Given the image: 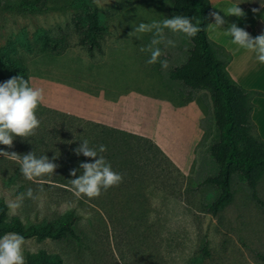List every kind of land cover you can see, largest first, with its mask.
<instances>
[{
	"label": "rangeland",
	"instance_id": "1",
	"mask_svg": "<svg viewBox=\"0 0 264 264\" xmlns=\"http://www.w3.org/2000/svg\"><path fill=\"white\" fill-rule=\"evenodd\" d=\"M72 1H49L45 9L32 11L24 0H0V83L12 78L8 69L12 62L27 72L34 88L49 82L89 94L104 92L107 100L120 105L97 109L101 117L155 141L181 165L185 181L180 194L159 192L151 186L144 192L148 203L145 216L137 222L131 218L122 221L120 216L100 213L88 202L84 206L61 199L59 193L47 188L59 186L50 181L30 180L27 189L20 191L25 177L19 164L0 156V204H19L9 207L10 220H18L26 228H42L50 223L59 226L74 209L81 217L77 224L80 245L64 240H25V263L27 254L46 250L59 254L65 264H264V212L251 199L244 181L237 175L233 178V202L216 216L204 212L212 197L209 186L198 194H183L190 185L215 175L211 147L217 135L212 113L205 114L196 102L184 108L169 102L176 96L171 92L169 73L187 61L192 38L165 30V39L175 42V47L159 45L160 60L168 62L165 69L158 63L148 64L150 53L140 50L150 43L152 33L142 34L140 39L129 37L133 21L138 25L172 18L178 3L91 0L99 10L101 24L108 28L103 54L91 55L78 44L74 29L77 10ZM61 35L68 36L70 47L57 55L47 40ZM51 99L55 100L54 94ZM56 100L68 107L77 105L69 96ZM36 116L40 124L34 135L15 137L12 147L0 144V150L21 156L30 152L37 157L47 155L56 164V142L42 139L53 115L39 106ZM49 177L54 179L55 173ZM29 189L31 196L27 195ZM257 190L264 201V177ZM205 245L209 257L204 254Z\"/></svg>",
	"mask_w": 264,
	"mask_h": 264
},
{
	"label": "trees",
	"instance_id": "2",
	"mask_svg": "<svg viewBox=\"0 0 264 264\" xmlns=\"http://www.w3.org/2000/svg\"><path fill=\"white\" fill-rule=\"evenodd\" d=\"M49 1L57 0H24V3L30 6L32 11H37L45 9ZM174 2L178 3L173 11L174 15L190 17L192 23L199 26L201 31L189 44L187 61L169 73L171 92L177 96L169 102L177 108L196 102L205 114L212 113L218 140L211 147L215 175L190 185L183 190V194H198L202 188L209 186L212 197L204 205V212L216 216L233 202L232 180L237 175L246 183L251 199L264 212V201L258 196L257 190V185L264 177V141L258 136L257 127L252 120L255 108L253 101L264 94L245 89L231 77L228 71L232 61L231 54L211 41L207 34L214 19L210 1ZM71 6L77 10L74 29L79 37L78 44L86 48L91 55L95 52L103 54L102 42L108 28L101 24L98 8L91 0H73ZM47 42L53 45L51 50L57 55L63 54L70 47L67 35ZM158 65L161 67L159 62ZM8 69L11 77L21 75L29 81L27 72L14 63H8ZM51 115L62 120L63 130L60 142L55 143V178L51 179L49 175H45L35 179L59 185L47 188L59 193L61 199L70 203L77 201L80 205L88 202L104 215L111 217L114 214L116 217L120 216L122 221L131 218L137 222L147 212L148 203L144 192L151 189V186L152 190L159 192L181 193L185 175L153 140L63 113ZM42 139L46 141L45 137ZM85 139L89 142V147L97 150L98 155H102L110 163L112 170L123 177L121 183L106 191L102 189L101 195L93 199L78 198L70 182L81 175V163H91L98 159L75 154L74 150ZM100 145L106 146L107 151L99 153ZM74 169L78 170L76 177L71 175ZM23 181L20 191L26 190L28 184H31L26 178ZM8 211L9 206L2 202L0 237L12 232L22 235L25 240L36 239L43 242L53 239L81 244L82 238L77 234V224L81 217L75 209L59 226L50 223L42 228H26L18 220H10ZM203 250L209 257L207 245ZM25 264L65 263L59 254L40 250L27 254Z\"/></svg>",
	"mask_w": 264,
	"mask_h": 264
},
{
	"label": "clouds",
	"instance_id": "3",
	"mask_svg": "<svg viewBox=\"0 0 264 264\" xmlns=\"http://www.w3.org/2000/svg\"><path fill=\"white\" fill-rule=\"evenodd\" d=\"M211 15L215 19L214 25L217 27L224 25L225 20L218 13L213 12ZM226 15L240 17L244 13L239 6H235ZM132 26L134 30L129 33V37L140 39L142 34L152 33L150 43L146 47H141L140 50L150 53V58L146 61L148 64L159 62L161 67L165 69L168 67V62L167 60H160L163 53L159 45L163 43L165 47H175L173 40L165 39V30L183 34L189 39L194 38L201 31L199 26L192 23L190 17L183 15L164 18L162 21L154 20L151 23L140 22L138 25L133 21ZM227 33L232 37L233 44L244 50L254 52L256 60L260 64H264V34L253 38L247 31L234 23L229 26ZM42 101L43 90L30 86L29 81L21 75L0 83V144L10 148L15 137L27 139L35 134V130L40 124L36 110ZM74 151L77 156L82 154L85 157H98L95 162L81 163L79 165V169L82 170L81 175L70 180L74 194L78 198H98L102 189L106 191L122 182V175L113 171L110 163L102 155H98L97 150L90 148L86 139ZM106 151V146H99V153ZM0 156L17 162L21 174L28 180L54 174L57 167L47 155L37 157L34 152L21 156L15 152L9 153L0 150ZM55 158L53 157V159ZM77 171V169L72 170L71 175L76 177ZM27 195H32L31 189ZM18 206V203L9 205L13 209ZM24 245L25 238L18 233L10 232L0 237V264H25Z\"/></svg>",
	"mask_w": 264,
	"mask_h": 264
},
{
	"label": "crops",
	"instance_id": "4",
	"mask_svg": "<svg viewBox=\"0 0 264 264\" xmlns=\"http://www.w3.org/2000/svg\"><path fill=\"white\" fill-rule=\"evenodd\" d=\"M209 1L212 5L213 12L218 13L225 20V23L224 25H222V27H217L216 25H214L215 19H213L210 27L208 28L207 34L211 41L223 47L227 52L231 54L232 61L228 66V71L231 77L245 89L261 92L264 94V64H260L256 60V55L254 52L244 50L239 46L233 44L232 37L227 33V29L229 28V26L234 23L238 27L247 31L253 38L260 34H264V0ZM235 6L240 7L242 12L244 13L243 16L237 17L235 15H226L230 12V9ZM253 9H256V11H253ZM59 87H56L54 86V84L49 82H44V84L41 86L40 89L43 90V101L40 104V107L44 109L46 113H63L110 128L129 132L128 129L121 127L120 125L108 123L101 117L100 113L96 111L97 109H116L115 107L120 105V103H115L113 101L107 100L104 92H98L95 93V95L86 93L85 91L79 89L68 90L67 88H65V86ZM52 94H54L55 97L54 101L51 99ZM65 96H69L74 100H77V105L68 107L62 102H58L56 100L63 99L65 98ZM253 103L255 105V108L252 114V120L257 127L258 136L264 141V96L256 97ZM48 119L49 120L46 124L47 131H45L42 137H45L46 141H51V139L53 142L60 141L61 133L63 132L62 120L57 117ZM69 124H72L71 120L69 121ZM163 152L166 154L164 150ZM167 156L181 172L184 171L179 163L171 158V156ZM183 157L186 159L185 155Z\"/></svg>",
	"mask_w": 264,
	"mask_h": 264
}]
</instances>
